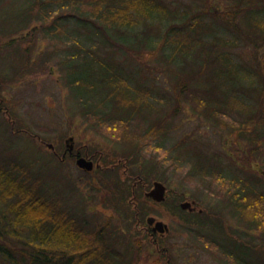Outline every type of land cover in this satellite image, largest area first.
I'll list each match as a JSON object with an SVG mask.
<instances>
[{
    "label": "rangeland",
    "instance_id": "1",
    "mask_svg": "<svg viewBox=\"0 0 264 264\" xmlns=\"http://www.w3.org/2000/svg\"><path fill=\"white\" fill-rule=\"evenodd\" d=\"M165 1L172 10L177 6L187 9L194 4V0ZM218 1L224 9L232 0ZM26 6L25 0H0V83L5 81L0 84V156L9 162L18 159L28 163L32 172L44 181V190L60 196L65 206L84 222L114 227L116 245L129 264H167L168 261L169 264H235L233 257H239L237 252L246 248H251L246 255L251 263L264 264V233L240 216L231 198L233 184L244 179L253 183L258 181L264 190V155L253 153L247 139L235 140L229 129L199 113L192 104V97H186V93L191 94V87L197 85L191 75L195 70L196 54L187 55L188 63L182 52L173 56L174 48L168 43L150 57L147 52L157 46L158 39L149 28L147 39L142 27L137 28L140 36L133 31L111 30L114 41L101 36L85 41L100 56L112 52L111 55L123 63L125 73L135 75L133 83L142 82L153 88L154 96L158 98L153 99L156 109H144L135 116V124L146 128L150 122L162 118L161 124L168 127V135L150 140L137 156L132 157L131 167L141 181L129 200L125 189L123 192L112 184L114 179L121 178L120 169L104 166L108 159L118 160L115 154L128 149L124 145L126 142L123 138L116 141L112 135L104 136L79 114L80 108L94 104L86 100L82 106L77 104V92L68 85L69 76L60 62L69 51L67 43L51 40L41 24L40 12L32 13ZM205 17L214 26L209 27L206 38L215 34L227 36L235 42L226 46L235 59H252L254 46L249 40H240L236 29L223 27L219 20H213V16L207 14ZM29 18V26H24ZM69 21V33L79 34L80 26L76 25L80 22ZM165 24L166 21H158L161 29ZM30 30L34 31L29 33ZM83 33L82 30L79 35L83 36ZM32 40L29 65L23 63V68L20 50ZM115 40L135 46L146 56L144 53L133 56ZM72 44L79 46L78 41ZM58 45L60 51L55 53L54 48ZM77 61L79 59L73 64ZM20 65L21 72L15 78ZM186 82L191 89L182 91L181 85ZM86 94L89 97L88 91ZM113 105L114 101L109 100L108 107L112 109ZM230 117L241 118L237 113H230ZM70 135L79 144L87 146L90 153H97L94 171L86 173L75 161L68 160L63 164L46 144H54L59 151L63 139ZM181 139L188 144L181 147L186 154L179 161L175 143ZM197 150L218 156L224 171L222 179L201 176L192 170L194 154L191 151ZM99 153L104 157L101 166ZM101 168L102 171L96 170ZM111 173L117 174L106 178ZM155 181L166 185L163 201L146 195ZM107 182L109 186L111 184L109 189L104 185ZM183 202H189L196 209L191 210L190 205L182 207ZM140 209L137 223L136 215ZM149 216H155L168 226L164 232L154 230L158 239L147 228ZM0 220L2 225L7 221L1 211ZM223 247L233 252V257L227 255ZM0 264H5L1 257Z\"/></svg>",
    "mask_w": 264,
    "mask_h": 264
},
{
    "label": "trees",
    "instance_id": "2",
    "mask_svg": "<svg viewBox=\"0 0 264 264\" xmlns=\"http://www.w3.org/2000/svg\"><path fill=\"white\" fill-rule=\"evenodd\" d=\"M25 2L30 12H40L41 24L51 40L67 43L69 51L60 62L69 76L68 85L77 92V104L82 106L85 100L94 104L80 108L79 114L104 136L112 135L116 141L123 138L126 142L124 145L128 149L115 154L118 160L108 159V162L104 161V166L120 169L121 178L111 182L119 190L128 192L127 199L133 198V185L139 178L131 167L132 157L137 156L150 140L162 134L168 135V127L161 124L162 118L150 122L146 128L135 124L137 114L148 107L156 109L154 100L158 98L154 96L153 88L142 82L133 83L135 75L131 72L126 74L123 63L111 55L112 52L100 56L85 44L87 39L92 40L94 36L114 41L111 30L133 31L136 36H140L139 29L142 27L147 39L148 28L155 32L157 46L147 52L150 57H154L168 43L174 48L173 56L182 52L188 63L187 55L194 52L195 70L191 75L197 85L191 87L187 82L181 85L182 91L192 88L191 94L185 92L186 97H192V104L199 113L229 129L235 140L247 139L252 144L253 153L264 155V0H232L224 9L218 0H194L190 7L192 9L177 6L173 10L165 0ZM207 14L213 16V20H219L223 27L236 29L240 40L252 43L254 55L250 61L235 59L233 52L226 48L235 43L229 37L216 34L212 38L205 37L209 27H214L206 21ZM30 18L24 26H29ZM71 19L80 22L76 27L80 26L78 31L80 34L83 30V36L69 33ZM157 20L166 21L164 29L158 26ZM74 41H78L79 46H74ZM115 42L129 49L133 56H139L140 53L146 56L144 51L133 45ZM31 43L33 40L20 50L21 63L26 66L29 65ZM54 51L59 53V45L55 46ZM76 59L79 61L73 64ZM19 69L15 78L21 72V65ZM87 91L89 97L85 96ZM109 100L114 101L112 109L108 107ZM230 113H237L241 118H232ZM186 144L188 142L185 139L175 143L179 161L186 154L181 149ZM191 153L194 154L192 170L196 174L222 179L224 171L218 156L200 150ZM103 168L96 170L102 171ZM115 174L106 175V178ZM250 181L244 179L233 184L232 204L242 218L264 233V190L259 187L258 181ZM104 185L108 189L111 186L109 182ZM125 185L128 187H123ZM141 209L136 215L137 223ZM0 211L7 219L4 225L0 220V257L5 264L130 262L126 261L116 245L117 232L114 227L84 222L65 206L60 196L45 191L40 176L32 172L28 163L18 159L9 162L0 156ZM250 249H240L237 252L240 255L236 258L226 247L222 250L227 255L231 254L235 264H254L246 256Z\"/></svg>",
    "mask_w": 264,
    "mask_h": 264
},
{
    "label": "flooded vegetation",
    "instance_id": "3",
    "mask_svg": "<svg viewBox=\"0 0 264 264\" xmlns=\"http://www.w3.org/2000/svg\"><path fill=\"white\" fill-rule=\"evenodd\" d=\"M47 144H49V143H47ZM52 149H53L52 151L55 152V154L59 158V161H61L63 164L69 160V161H75L76 164L78 165L77 159L81 156H84L88 159L93 160L94 164H95L94 158H95V156H97V153L96 152L90 153L88 150V147L85 145L79 144L73 135L67 136L63 139L61 149L59 151L57 150L55 145ZM102 156H103V154L99 153V156H98L99 157L98 158L99 166L102 165V162H101ZM116 164H118V162ZM79 168L82 169L83 171H85L86 173L94 171V169H95L94 168L92 170H87V169L82 168L80 166H79ZM112 169H111V172H113ZM140 181H141V177H139L135 181V183L133 185L134 190L138 187ZM190 208L196 209V207H194L192 204L190 205ZM149 225L150 226H147L148 230L151 231L152 236L157 237L158 234H157V232L154 231L153 225L152 224H149ZM157 239H158V237H157Z\"/></svg>",
    "mask_w": 264,
    "mask_h": 264
},
{
    "label": "water",
    "instance_id": "4",
    "mask_svg": "<svg viewBox=\"0 0 264 264\" xmlns=\"http://www.w3.org/2000/svg\"><path fill=\"white\" fill-rule=\"evenodd\" d=\"M49 145L53 146L52 143H50ZM77 163L80 167L87 170H92L95 167L94 161L84 156L79 157L77 159ZM146 195L152 197L157 201H163L166 199V185L161 181H155L154 186L146 192ZM189 205V202H183L181 204V206L184 208ZM147 220L149 224H153V228L155 231L164 232L168 228L167 224H165L162 220H157L155 216H149Z\"/></svg>",
    "mask_w": 264,
    "mask_h": 264
},
{
    "label": "bare ground",
    "instance_id": "5",
    "mask_svg": "<svg viewBox=\"0 0 264 264\" xmlns=\"http://www.w3.org/2000/svg\"><path fill=\"white\" fill-rule=\"evenodd\" d=\"M190 209H191V208H190ZM191 210H193V208H192Z\"/></svg>",
    "mask_w": 264,
    "mask_h": 264
}]
</instances>
